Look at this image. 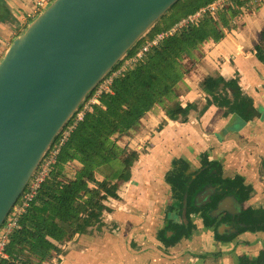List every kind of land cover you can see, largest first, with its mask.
Segmentation results:
<instances>
[{
    "label": "water",
    "instance_id": "water-1",
    "mask_svg": "<svg viewBox=\"0 0 264 264\" xmlns=\"http://www.w3.org/2000/svg\"><path fill=\"white\" fill-rule=\"evenodd\" d=\"M179 1L51 0L13 38L0 57V227L58 135L87 97ZM203 103L206 104L205 99ZM202 108L197 109L199 116L209 109L201 113ZM216 109L236 119L222 130L223 138L242 131L248 121L260 117L255 108L256 116L252 119ZM198 166L193 170L191 164L185 165L180 159L163 174L169 186L168 203L160 222L153 221L146 227L156 234L160 244L158 237L171 221L180 220L179 230H187L189 222L194 223L197 216H202L212 200L217 201L212 212L215 219L227 214L224 212L230 207L241 210V202L224 196L233 185L229 181L232 177H224L221 163L209 159L205 153ZM213 179L216 181L212 182ZM128 182L129 177L123 185ZM200 182L208 188L200 190L201 185L193 192ZM219 196L221 200H217ZM195 209H202V213L195 214ZM106 212L100 231L76 235L62 250L68 251L85 235L103 236L109 231L119 235L123 225L105 222ZM146 249L153 247L132 242L127 259L117 256L113 264H144ZM81 260L83 264H91L92 257L85 254ZM107 263L101 256L96 264Z\"/></svg>",
    "mask_w": 264,
    "mask_h": 264
},
{
    "label": "trees",
    "instance_id": "trees-1",
    "mask_svg": "<svg viewBox=\"0 0 264 264\" xmlns=\"http://www.w3.org/2000/svg\"><path fill=\"white\" fill-rule=\"evenodd\" d=\"M184 1L183 15L171 25L158 29L162 20ZM215 1L180 0L114 71L125 66V61L133 58L156 35ZM246 1L232 0L218 7L214 16H203L196 24L178 29L150 47L140 59L125 66L113 82L112 94L105 93L99 98V105L91 108L58 153L28 213L11 234L6 258H0V264H54L59 256L67 253L62 246L76 235L102 229L106 202L118 199L119 188L128 181L130 168L144 151L129 147V140L142 132L141 121L161 111L168 121L185 123L192 112H197L194 103L181 102L183 94L191 91L185 77L202 59L205 43H219L234 29L230 21ZM254 50L259 56L264 50V29ZM199 88L206 95L201 113L213 106L241 118L256 116L238 78L224 79L209 74ZM60 262L61 259L57 263Z\"/></svg>",
    "mask_w": 264,
    "mask_h": 264
},
{
    "label": "crops",
    "instance_id": "crops-1",
    "mask_svg": "<svg viewBox=\"0 0 264 264\" xmlns=\"http://www.w3.org/2000/svg\"><path fill=\"white\" fill-rule=\"evenodd\" d=\"M26 2L21 1L17 6L23 9ZM232 20L236 27L223 40L203 45L202 59L184 80L191 91L181 97V102L184 105L194 103L197 109L202 108L206 95L199 84L206 75L217 73L224 79H239V86L251 99L260 117L248 121L242 131L224 138L220 136L222 130L236 119L214 107L201 116L192 112L185 123L168 121L160 127L155 126L154 131L149 130V136L139 139V148H143L144 154L132 167L129 182L122 185L117 200L106 202L104 220L111 225L121 222L120 234L109 231L103 236L80 237L68 249V256L60 257L63 264H83L81 258L85 254L92 257L91 264H96L101 256L108 260L107 264H113L117 256L118 259H127L132 242L143 247L160 246L156 234L146 227L161 220L169 195L163 174L177 160H183L185 165L191 164L195 170L199 167V158L206 153L209 159L221 163L225 178L240 175L246 178V184L253 183L250 170L256 163L253 159L264 157V50L261 57L254 50L264 29V0H247ZM5 38L8 43L9 38ZM153 121L158 125V120Z\"/></svg>",
    "mask_w": 264,
    "mask_h": 264
},
{
    "label": "flooded vegetation",
    "instance_id": "flooded-vegetation-1",
    "mask_svg": "<svg viewBox=\"0 0 264 264\" xmlns=\"http://www.w3.org/2000/svg\"><path fill=\"white\" fill-rule=\"evenodd\" d=\"M27 2L24 4L31 10L33 1L30 4ZM4 5L5 2L0 1V14L5 11ZM19 19L12 11L10 21L11 25L18 24L16 27L13 26L16 34L24 27V23L18 22ZM3 22L5 20L2 18L0 30L6 24ZM4 42L6 38L1 35L0 53L4 51ZM167 122L168 120L163 118V123ZM253 162H256V165L250 168L253 176L252 185L250 187L245 185L246 178L235 175L229 179L232 181V188L224 195L241 202L240 211L237 207H230L224 212L227 214L215 219L212 212L217 207V201L211 199L209 205L205 206L202 216H197L198 219H195L194 223L189 222L187 230H179L180 220L171 221L165 232L158 237L161 245L144 251V264H264V157L253 159ZM215 181L216 179L212 180ZM201 185L202 182L196 184L193 192L196 193ZM259 187H262L261 191ZM201 188L200 190H205L208 187L205 188L203 185ZM213 189L214 192L217 191ZM217 200H221V196ZM198 211L202 213V209H195L194 213L198 214ZM58 258L60 259V256Z\"/></svg>",
    "mask_w": 264,
    "mask_h": 264
},
{
    "label": "built area",
    "instance_id": "built-area-1",
    "mask_svg": "<svg viewBox=\"0 0 264 264\" xmlns=\"http://www.w3.org/2000/svg\"><path fill=\"white\" fill-rule=\"evenodd\" d=\"M231 1L232 0H216L211 4L199 8L194 14L186 16L166 32H161L156 35L151 41H148L133 58L125 61L124 65L127 66L130 62H134L137 59H140L150 47L156 46L161 40L168 36H171L178 29L196 24L203 16H214V13L218 7L228 5ZM251 1L252 0H250V2ZM49 2L50 0H35L32 4V9L27 14L28 18H34L41 10L45 8V6ZM230 25L231 28L236 27V23L233 20L230 21ZM11 42L12 41H8V43L6 42L7 45L4 44V51L8 48ZM125 66L118 68L117 70L111 72L108 76H106L87 97L83 105L79 108V110L74 114L69 123L58 135L55 145L53 144L54 147H52L53 145L51 146L50 150L47 152L46 156L38 166L30 181L27 183L19 198L12 206V208L8 211L4 223L0 227V258H6L5 249L9 243L10 236L14 232V230L17 229L18 224L23 216L28 213L41 186L46 181L51 170V166L54 163L58 153L65 147L74 130L79 126L80 123L83 122L87 113L91 111V108L93 106L99 105V98L105 93L112 94L113 82L115 78L125 70Z\"/></svg>",
    "mask_w": 264,
    "mask_h": 264
},
{
    "label": "rangeland",
    "instance_id": "rangeland-1",
    "mask_svg": "<svg viewBox=\"0 0 264 264\" xmlns=\"http://www.w3.org/2000/svg\"><path fill=\"white\" fill-rule=\"evenodd\" d=\"M0 1L5 2V5H4L5 6V11L2 14H0V15H2V18L5 20V22H3V23H6V24H4L5 26L2 27V29L0 30V36L2 34L4 37H8V38L10 37L9 41H12L13 40L12 38H14V36L16 37L18 35V33L16 34L15 29H13V26L16 27V26H18V24L16 23V24L11 25L12 23H11L10 19L12 17V11L17 15V17L20 18L18 20V22L24 23V27L21 29L20 32H22L26 28L27 24L33 18L27 19V14L30 11L29 10V6L25 5V6L22 7L23 9L18 8L17 5L20 3V0H0ZM31 1H33V3H34L35 0H31ZM185 8H186V3L184 1L181 4H179L176 8H174L168 14L164 18V20H162V22L158 25L157 28L161 29V28L166 27L168 25H171L173 22L177 21V19H179L183 15V12H184ZM0 11H1V8H0ZM25 21H26V23H25ZM8 25H11V26H8ZM14 34H16V35H14ZM2 54L3 53H0V57L2 56ZM186 65L188 67V66H190V63H186ZM117 67L118 66H116V68ZM180 92H182V91H180ZM183 95H186V94H183ZM161 113H163V112H161V111L158 112L157 111L155 113H151V114H149L147 116V118H145L144 120L141 121L142 122V126H143L141 134L140 135H136V137H134L133 139L129 140V147L131 149H136L137 150L139 148V144H140L139 143V139L143 138L144 136H149V134H150L149 130L154 131V129L157 128V126L160 127L161 125H163V118H161L163 114H161ZM159 118L161 119V121H160ZM153 120H158V122H159V123H157L158 125H154L155 122ZM148 128H150V129H148ZM139 149H141V148H139ZM54 244L57 245V242L54 241ZM65 254H66V256H63V257L66 258L68 256V253H65ZM60 257H62V256H60ZM58 260H59V258L57 259V261L56 260L54 261V264H57Z\"/></svg>",
    "mask_w": 264,
    "mask_h": 264
}]
</instances>
